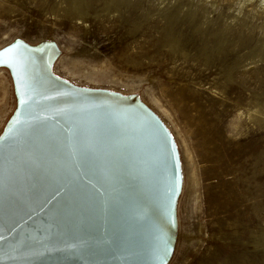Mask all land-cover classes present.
<instances>
[{"label":"rangeland","instance_id":"rangeland-1","mask_svg":"<svg viewBox=\"0 0 264 264\" xmlns=\"http://www.w3.org/2000/svg\"><path fill=\"white\" fill-rule=\"evenodd\" d=\"M192 1L89 0L82 14L67 15L59 11L64 0H0V48L16 36L32 43L54 38L62 49L57 74L79 85L138 92L166 122L185 176L169 264H264V120L249 117L264 105V53L249 60L242 52L262 30L264 0H195L210 16L228 17L241 32L240 48L200 53V31L191 36L176 22L190 56L174 57L163 42L166 16ZM251 9L258 13L244 18ZM238 55L231 75L221 71ZM0 73L8 84L3 98L0 89L1 132L16 101L9 71Z\"/></svg>","mask_w":264,"mask_h":264},{"label":"water","instance_id":"water-1","mask_svg":"<svg viewBox=\"0 0 264 264\" xmlns=\"http://www.w3.org/2000/svg\"><path fill=\"white\" fill-rule=\"evenodd\" d=\"M61 54L54 38L0 48L16 101L0 132V264H169L185 180L175 135L138 92L57 74Z\"/></svg>","mask_w":264,"mask_h":264},{"label":"bare ground","instance_id":"bare-ground-1","mask_svg":"<svg viewBox=\"0 0 264 264\" xmlns=\"http://www.w3.org/2000/svg\"><path fill=\"white\" fill-rule=\"evenodd\" d=\"M194 1H192V5H187V8H178L175 12L167 14L168 16H166L167 26L165 28L166 32L163 37V42L165 46L168 47L170 52L173 53L174 57H177V54L179 53H181L184 58L190 56V54L186 50L187 47L184 43L185 41L182 39V35L184 34V32L181 30L182 32L177 33L174 28L176 22H180L179 26L181 28L188 27L191 30V36H194L193 33H195V31H200L199 41L202 43V49L200 50V53L209 56L214 53H218L220 56H223V54L226 52L228 53L232 50H237V48L239 47L238 40L241 37V32L236 33V26L230 27V24L228 23V17L224 21H220L222 18L221 13L216 16H210V11L209 9L207 11V6L205 5H203L204 9H206L204 11L197 7L195 8ZM106 2L107 4L115 3L114 0H106ZM64 3L66 4V7L63 9L59 8V11H64L67 15H69L75 13L82 14L84 12L85 6L90 5L91 2H89V0H64ZM254 13L258 12L255 9H251L249 13H246L244 18L251 16V14L254 15ZM230 18L231 20H233L236 17L233 16ZM260 18V26L262 30L258 32L259 34H257V40L254 42L253 46L242 51L243 55L249 57V60L252 59L255 55L264 53V17L262 16V14ZM221 22H223V27ZM240 23L244 26L248 25V22L245 21V19ZM196 39L197 38H194V40ZM238 52L239 51H235V53ZM240 56L238 55V57L231 62L221 64V71L226 73L228 76L231 75L240 63L238 59ZM0 89L2 91L1 93L3 98L8 93V84L6 78L1 73ZM249 117L255 118L257 121L264 120V105L258 106L255 111L249 112Z\"/></svg>","mask_w":264,"mask_h":264},{"label":"snow or ice","instance_id":"snow-or-ice-1","mask_svg":"<svg viewBox=\"0 0 264 264\" xmlns=\"http://www.w3.org/2000/svg\"><path fill=\"white\" fill-rule=\"evenodd\" d=\"M0 62H3V61H0ZM24 101L23 100H21V103H23Z\"/></svg>","mask_w":264,"mask_h":264}]
</instances>
